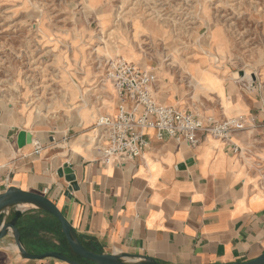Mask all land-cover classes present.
<instances>
[{"label": "crops", "instance_id": "crops-1", "mask_svg": "<svg viewBox=\"0 0 264 264\" xmlns=\"http://www.w3.org/2000/svg\"><path fill=\"white\" fill-rule=\"evenodd\" d=\"M207 96L214 101L205 116H246V128L231 138L237 150L210 135L191 148L170 137L159 140L147 130L144 152L123 165L103 163L94 148V135H89L95 134L93 109L75 110L79 123L67 129L34 131L15 107L1 104L0 193L15 186L45 195L78 239L96 243L101 253L130 254L125 261L144 256L162 264L252 259L264 252L263 99L231 84L220 95ZM174 100L169 96L161 103L178 105ZM112 102L105 113L110 116L117 109ZM20 131L26 133L22 146ZM16 209L23 210L16 227L27 252L66 250L58 221L38 207H6L2 222ZM0 264L69 263L24 258L9 229L0 239Z\"/></svg>", "mask_w": 264, "mask_h": 264}, {"label": "rangeland", "instance_id": "rangeland-1", "mask_svg": "<svg viewBox=\"0 0 264 264\" xmlns=\"http://www.w3.org/2000/svg\"><path fill=\"white\" fill-rule=\"evenodd\" d=\"M111 58L152 71L155 97L182 110L207 115L225 84L264 103V0H0V105L34 131L79 123L80 94L93 122L107 113ZM201 76L204 90L191 82Z\"/></svg>", "mask_w": 264, "mask_h": 264}, {"label": "built area", "instance_id": "built-area-1", "mask_svg": "<svg viewBox=\"0 0 264 264\" xmlns=\"http://www.w3.org/2000/svg\"><path fill=\"white\" fill-rule=\"evenodd\" d=\"M105 77L117 94V109L114 116L99 115L94 124L93 146L103 163L123 165L140 156L148 145L147 130L159 140L170 137L191 148L210 135L237 150L231 138L246 128V118L215 119L161 103L153 93L155 74L122 58L107 61ZM35 145L37 152L40 146Z\"/></svg>", "mask_w": 264, "mask_h": 264}, {"label": "water", "instance_id": "water-1", "mask_svg": "<svg viewBox=\"0 0 264 264\" xmlns=\"http://www.w3.org/2000/svg\"><path fill=\"white\" fill-rule=\"evenodd\" d=\"M25 136L26 133L24 131H20L18 135L19 146H22L24 144ZM27 140L30 141L28 135H27ZM18 204H22V205L30 204L51 214L58 221L61 227V232L69 248L75 254H77L83 259L89 260L93 264H162L146 256L142 257L139 262H129L123 259L131 257L130 254L96 253L86 249L81 244L78 237L75 235L73 229L70 226V223L67 221V219L64 217L62 212L58 209V207L52 200H50L48 197H46L43 194L22 190L15 186H9L4 192L0 193V239L7 234L9 229H11L15 243L21 255L24 258L39 259L44 257H52V258L60 259L62 261H66L69 264H82L77 260L68 258L62 252L55 250L46 251L37 254H32L30 252H27L21 244L20 234L16 227V222L23 210L16 209L13 212V217L10 220L6 222H2L3 214H1V211L6 207H12ZM212 264H224V263H212ZM230 264H264V252L247 261L234 262Z\"/></svg>", "mask_w": 264, "mask_h": 264}, {"label": "bare ground", "instance_id": "bare-ground-1", "mask_svg": "<svg viewBox=\"0 0 264 264\" xmlns=\"http://www.w3.org/2000/svg\"><path fill=\"white\" fill-rule=\"evenodd\" d=\"M158 19V18H157ZM128 44H129V42H127ZM128 44H127V46H128ZM112 51H114V52H117L116 50H117V47H112ZM126 51H127V53L129 54V57H133L134 58V54H133V49H132V47L130 48L129 46H128V48H126ZM158 65H160V63L158 64ZM159 69H160V67H158ZM162 70L163 69H161L160 70V72H162ZM159 72V71H158ZM159 72V73H160ZM161 74V73H160ZM159 74V75H160ZM192 74V73H191ZM193 78V77H192ZM103 81V80H102ZM105 82H107V83H110L106 78H105V80H104ZM191 82L195 85V87H197L198 89H200V90H204V89H206L207 87H206V85L208 86V77H204V76H201V77H199V79L198 80H195L194 79V81H192L191 80ZM107 83H102V87H101V90H102V95L100 96V98H101V101H102V103H103V105H104V107H105V109H108L109 110V108H111L112 107V105L111 106H108V104H111V103H113L112 102V99L110 98V96L108 95V94H105V92H106V90H107V87H106V85H108ZM218 83V82H217ZM111 84V83H110ZM112 86V85H111ZM113 87V86H112ZM214 87V86H213ZM115 90V89H114ZM104 91V92H103ZM112 92V91H111ZM220 92V91H219ZM80 97H81V100H82V103L80 104V105H78L76 108H75V110L76 111H79V112H81L82 110H86L87 108H89L88 107V105L86 104L87 102H86V100L84 99V97L82 96V94H80L79 95ZM95 112H97V111H95ZM95 114V113H94ZM82 117V116H81ZM85 119V118H84ZM87 120V119H86Z\"/></svg>", "mask_w": 264, "mask_h": 264}, {"label": "trees", "instance_id": "trees-1", "mask_svg": "<svg viewBox=\"0 0 264 264\" xmlns=\"http://www.w3.org/2000/svg\"><path fill=\"white\" fill-rule=\"evenodd\" d=\"M60 227V225H59ZM61 228V227H60ZM79 241L81 244L88 250L96 252V253H101V248L96 244V243H91L90 241H83L81 238H79ZM62 243L65 245L66 250H61L64 255H66L68 258L77 260L79 262H90L89 260L83 259L77 254H75L68 246L63 234H62Z\"/></svg>", "mask_w": 264, "mask_h": 264}]
</instances>
